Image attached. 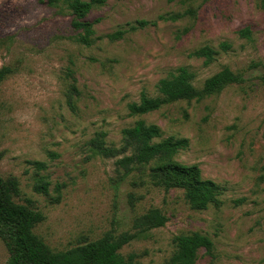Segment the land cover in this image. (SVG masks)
Listing matches in <instances>:
<instances>
[{
    "label": "rangeland",
    "instance_id": "374dc122",
    "mask_svg": "<svg viewBox=\"0 0 264 264\" xmlns=\"http://www.w3.org/2000/svg\"><path fill=\"white\" fill-rule=\"evenodd\" d=\"M71 18L48 0H0V67L10 69L0 82V175L15 176L16 201L28 199L43 214L33 232L64 250L132 232L134 218L156 207L166 222L120 248L136 253V264H168L173 237L193 231L213 242L194 264H264V0H103L87 15L97 20L89 46L77 41ZM118 29L122 36L109 39ZM205 45L217 51L209 63L192 54ZM181 66L195 74L198 91L224 67L244 80L129 114L128 103L158 95L159 79ZM136 119L158 125L162 137L188 140L173 160L196 164L219 185L217 205L191 209L182 189L149 182V165L124 173L115 165L121 154L93 150L100 131L118 148L121 130ZM39 177L46 193L34 189ZM7 258L0 239V264Z\"/></svg>",
    "mask_w": 264,
    "mask_h": 264
},
{
    "label": "trees",
    "instance_id": "16d2710c",
    "mask_svg": "<svg viewBox=\"0 0 264 264\" xmlns=\"http://www.w3.org/2000/svg\"><path fill=\"white\" fill-rule=\"evenodd\" d=\"M52 6L62 5L71 15V25L78 31L76 39L85 46L94 41V22L87 15L94 6L101 5L103 0H48ZM144 21H139L143 25ZM134 27H131L133 29ZM124 31L118 29L108 34L111 40L120 38ZM248 36L249 28L240 30ZM226 42L220 43L223 50L228 48ZM192 54L203 57L204 63L211 62L217 51L210 46H202ZM10 73L7 66L0 67V82ZM195 74L187 67H178L174 72L159 79L156 85L158 95L148 96L141 93L138 101L128 103L130 115H141L160 109L165 103L180 99L200 98L218 93L229 84L240 83L244 79L228 67L213 73L204 79L198 91L194 85ZM264 85V73L260 76ZM77 89L72 84L67 91L68 104L74 108V96ZM105 133L100 131L90 139L96 153L103 156L121 154L115 160L116 169L128 173L133 169H141L149 165L147 176L149 182L165 190L180 188L183 197L191 209L202 210L210 204L217 205L219 185L213 180L202 178L196 164H184L173 160L174 155L188 145L186 138L172 135L162 137L158 125L136 119L132 125L121 130V142L118 148L108 147L104 142ZM39 168L42 162H34ZM46 181L42 177L34 185L38 192L46 193ZM20 194L19 182L15 176L0 175V239L8 258L5 264H136L137 254H122L120 248L135 238L144 237L151 229L162 226L167 217L156 207H150L136 216L132 224V232L124 231L118 235L104 233L101 237L84 241L64 250L51 249L34 232L36 224L43 220V214L35 209L27 199L19 203L16 198ZM59 195L54 200H58ZM174 250L168 264H194L197 252L203 248L211 253L213 242L209 236L196 231L175 235L172 239Z\"/></svg>",
    "mask_w": 264,
    "mask_h": 264
}]
</instances>
